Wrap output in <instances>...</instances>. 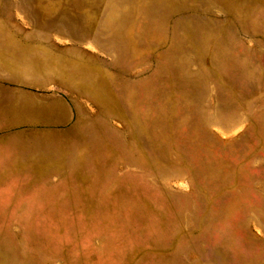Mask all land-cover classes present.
I'll return each instance as SVG.
<instances>
[{"label": "rangeland", "instance_id": "374dc122", "mask_svg": "<svg viewBox=\"0 0 264 264\" xmlns=\"http://www.w3.org/2000/svg\"><path fill=\"white\" fill-rule=\"evenodd\" d=\"M3 36L56 46L77 115L0 189V264H264V0H0Z\"/></svg>", "mask_w": 264, "mask_h": 264}, {"label": "crops", "instance_id": "0c3cea01", "mask_svg": "<svg viewBox=\"0 0 264 264\" xmlns=\"http://www.w3.org/2000/svg\"><path fill=\"white\" fill-rule=\"evenodd\" d=\"M44 41L0 37V189H18L17 175L56 165L76 125L77 106L68 96L74 73Z\"/></svg>", "mask_w": 264, "mask_h": 264}]
</instances>
